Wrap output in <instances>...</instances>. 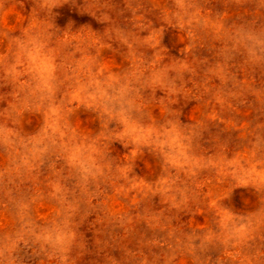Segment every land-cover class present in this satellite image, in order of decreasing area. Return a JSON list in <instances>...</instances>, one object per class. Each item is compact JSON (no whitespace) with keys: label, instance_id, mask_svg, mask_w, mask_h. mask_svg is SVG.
Segmentation results:
<instances>
[{"label":"rangeland","instance_id":"rangeland-1","mask_svg":"<svg viewBox=\"0 0 264 264\" xmlns=\"http://www.w3.org/2000/svg\"><path fill=\"white\" fill-rule=\"evenodd\" d=\"M0 264H264V0H0Z\"/></svg>","mask_w":264,"mask_h":264}]
</instances>
